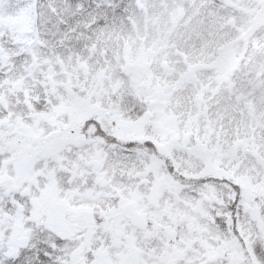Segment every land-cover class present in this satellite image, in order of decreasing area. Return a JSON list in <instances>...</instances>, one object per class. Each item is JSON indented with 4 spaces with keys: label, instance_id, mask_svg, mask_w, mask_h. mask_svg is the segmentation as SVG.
Listing matches in <instances>:
<instances>
[{
    "label": "snow or ice",
    "instance_id": "1",
    "mask_svg": "<svg viewBox=\"0 0 264 264\" xmlns=\"http://www.w3.org/2000/svg\"><path fill=\"white\" fill-rule=\"evenodd\" d=\"M0 264H264V0H0Z\"/></svg>",
    "mask_w": 264,
    "mask_h": 264
}]
</instances>
